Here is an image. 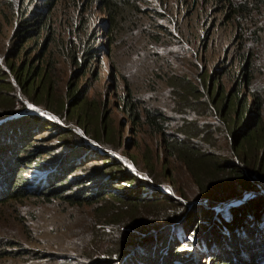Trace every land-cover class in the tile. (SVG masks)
Instances as JSON below:
<instances>
[{"label":"trees","instance_id":"16d2710c","mask_svg":"<svg viewBox=\"0 0 264 264\" xmlns=\"http://www.w3.org/2000/svg\"><path fill=\"white\" fill-rule=\"evenodd\" d=\"M59 1L44 0L38 11L29 14L22 8L8 55L24 57L25 52L35 50L44 33L46 42L41 46L42 61L46 63L38 65L25 57L23 65H10L26 102L18 101L11 92L17 88L11 81L0 80V119L29 108H44L62 117L63 107L50 99L52 85H47L55 62L49 55V46L58 40L53 17ZM71 1L77 8L76 15L94 4L104 10L108 57L123 82L121 110L134 124L148 125L159 133L169 156L184 157L195 168L197 180L201 173L199 182L203 189L197 197L205 204H195L181 213H177L181 210L179 206L171 212L163 211L168 208L158 209V202L172 201L173 195L168 192H174L173 186L152 170H149L152 177L132 170L124 157L112 153L114 148L103 140L106 135L113 137L112 128L105 127L103 122L104 127L98 129L97 117L84 112L86 98L77 94V90L75 93L76 86L69 85L71 115L80 116L84 128L92 127L90 140L64 132L59 144L35 143L39 133L49 128L62 129L53 119L37 113L21 115L0 126V205L36 196L78 208L93 207V219L79 230L73 244L65 248L67 253L60 256V264H175L177 260L180 264H202L206 259L210 264H264V153L259 152L264 145V84L258 78L254 45L245 43L239 50L248 48L238 72H232L230 89L226 84L215 86L220 78L196 84L182 73L181 63L179 69L167 59L174 46L185 43L187 31V17L170 15V0H154L161 7L152 6L150 0H84L82 11L78 4L81 0ZM216 2L225 8V22L236 19L240 28L245 13L257 14L264 9V0ZM262 24L253 29L259 43L263 42ZM81 28H85V39L80 46L66 41L62 48L75 62L94 61L100 47L89 38L95 39L98 34H88L84 22L76 25L77 31ZM30 41L32 49L26 47ZM123 57L130 58L132 72H126ZM4 73L0 67V75ZM140 83L152 91L148 98L142 96L141 92H145L139 88ZM162 91L165 96L166 92L170 94L169 103L165 98L153 99V94ZM170 111L220 117L229 130L230 157L219 160L213 153L200 152L190 142L199 128L177 126L175 130V115ZM211 138L209 133L205 134L206 143ZM130 162L137 166L134 160ZM139 169L142 170L140 166ZM235 200L239 202L231 204ZM173 201L171 207L175 205L176 200ZM219 204L223 205L220 209L216 208ZM160 221L168 227L163 234H152L162 224ZM173 227L181 232H172ZM193 236L192 251L190 245L184 249L180 242H189L188 237ZM138 249L144 254L135 253ZM189 252L192 256L184 255ZM51 256L56 255L48 257Z\"/></svg>","mask_w":264,"mask_h":264},{"label":"rangeland","instance_id":"374dc122","mask_svg":"<svg viewBox=\"0 0 264 264\" xmlns=\"http://www.w3.org/2000/svg\"><path fill=\"white\" fill-rule=\"evenodd\" d=\"M235 1L242 2L243 0ZM83 2L84 0H81L78 3L81 11L83 10ZM149 2L152 6L161 7L160 4H156L157 1L150 0ZM43 3L44 0H26L24 3L22 0H0V67L5 71L4 74L0 75V80H9L17 87L11 89V92L15 93L18 101L21 102H26V99L21 88L17 85L10 65H23L25 57H28L35 64L45 65L46 60L42 61L44 48L41 45L42 42H46V38H44L43 33L35 50L25 52L24 57H9L8 48L14 41L13 37L22 8L24 7V11L29 14L38 11ZM169 8L170 15L180 18L183 14L181 19L187 17L185 20L187 24L185 43L181 46H174L172 55L167 56V59L178 68V63L182 64L181 69L185 76L196 84H201L202 81L212 83L220 78V81H215V86L226 84L227 88L230 89L232 86L231 75L238 72L239 64L248 48L242 49L240 52L239 50L246 43L254 45V60L258 66V78L264 84V33H262L263 42L261 43L257 41L259 37L253 33V29L258 24L263 25L264 9L257 14L245 13V19L240 23L242 25L240 28L236 19L228 23L225 22V8H221L216 0H170ZM262 8L264 7L262 6ZM76 9L71 0H60L57 3L53 27L58 40L49 46V55H51L52 60H55L47 80V85H52L49 89V96L57 105H62V117H56L44 108H29V111L20 110L1 118L0 126L12 119H17L21 115L37 113V115L48 116L53 119L62 129L49 128L46 131H38L43 132L37 135L38 139H34L35 143L59 144L62 141L61 135H64L61 133L64 132L70 134L73 132L79 135L81 140L89 141L88 135L91 134L92 127L85 125L84 128L80 122V116L71 115L72 104L69 95L67 96L68 86L71 85L72 88L76 86L74 88L75 93L77 90V94L80 93L86 98L84 112L97 117L95 125L98 129H102L103 122L105 127L110 126L112 128L113 137L110 138L111 136L106 135L103 139L109 147L114 148L112 153L114 152L120 158L124 157L132 170L141 172L144 176L148 174L150 177L153 175L151 176L149 170H152L154 175H160L162 181H168L173 186L174 194L168 192L173 195L172 201L169 203L158 202L160 205L158 209L168 208L163 211L171 212L173 208L179 206L181 210L177 213H181L185 208L190 209L195 204L204 203L197 197L203 189L199 182L201 173L198 174L197 180V174L194 173L195 168L184 157L179 154L169 156L168 151L163 147L159 133L149 128L148 125L134 124L121 110L120 95L123 92L121 89L123 82L121 83L122 78L108 57V41L105 31L107 15L104 10L98 4H94L83 13L76 15ZM74 14L76 20L73 21ZM80 22H84L88 34H98L95 39H92L93 36L89 38L91 43L100 47L99 56L91 62L84 59L75 62L67 56L66 51L62 48L66 41L79 47L82 40L85 39L83 30L85 28H81L80 31L76 30V25H79ZM73 29L76 30L74 34H72ZM169 45L170 43H166V46ZM26 47L32 49L34 46L30 41ZM123 58L126 60V72H132L130 71L132 69L131 62H128L130 58ZM138 86L142 90L144 89L145 93L141 92L144 99L152 94V91L148 89L149 86H144L142 83ZM165 91L153 94V99L165 98L169 103L171 101L170 94L166 92L168 96L163 95L162 93ZM172 111L170 113L175 115L173 119L175 130L177 126L184 129L188 126L199 128L200 131L192 137L190 142L200 152L213 153L219 160L230 157L232 146L228 138L229 130L219 119L220 117L199 115L197 117V115L191 116L190 114L177 113V111L172 113ZM179 112L184 113L183 111ZM207 128L210 130H206ZM207 133L213 136L209 143H206L204 139ZM259 152L264 153V145ZM131 160H134L137 166L131 163ZM139 166L142 170H138ZM173 200L176 202L174 207H171ZM238 202L235 200L231 204ZM205 206L207 207V205ZM221 206L219 204L216 208L220 209ZM93 212V207L78 208L63 205L57 200L48 202L36 196L0 205V264H60L62 262L60 256L65 255L63 254L66 252L65 248L73 244L75 235L83 226L90 224V220L94 217ZM163 221L166 220L163 219ZM160 222L162 224L157 229L152 230V234H163V230L168 227L167 224L164 225L162 221ZM180 230L178 227L177 229L173 227L172 232H181ZM188 240L189 242H180L184 249L190 243L195 242V237H188ZM138 252L144 254L141 249L135 253ZM49 255L56 256L48 257ZM184 255L192 256V253L189 252ZM207 260H203L202 264H210ZM180 263L178 260L175 262V264Z\"/></svg>","mask_w":264,"mask_h":264},{"label":"water","instance_id":"95a60500","mask_svg":"<svg viewBox=\"0 0 264 264\" xmlns=\"http://www.w3.org/2000/svg\"><path fill=\"white\" fill-rule=\"evenodd\" d=\"M248 197H250V196H248ZM248 197H247V198H248Z\"/></svg>","mask_w":264,"mask_h":264}]
</instances>
